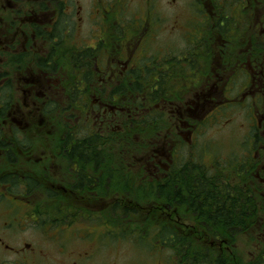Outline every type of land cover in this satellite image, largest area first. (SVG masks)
Segmentation results:
<instances>
[{
	"label": "flooded vegetation",
	"instance_id": "1",
	"mask_svg": "<svg viewBox=\"0 0 264 264\" xmlns=\"http://www.w3.org/2000/svg\"><path fill=\"white\" fill-rule=\"evenodd\" d=\"M191 1L196 18L193 30H186L184 34V50H166L155 60L147 50L153 37L151 29L147 28L152 21L149 14L129 20L121 14L124 10L121 7L118 14L114 13L119 15L115 21L117 35L110 29L105 34L98 28L101 35H93L94 45L79 51L71 47V51L64 54L68 58L71 55L73 75H60L53 83L58 90L50 96L52 100L63 102L62 111L67 113V118L58 140L50 145L47 142L32 145L26 140L40 131L42 120L29 124L27 115L18 120L10 118L11 113L6 114V109L3 111L2 118L9 117L11 122H16L13 134L17 140L0 138V160L4 162L0 171L2 228L11 229L14 224L3 218L5 213H29L31 218H36L37 201L34 205L25 203H29L27 196L32 197L38 188L43 189L45 201L55 207L48 209V213L75 211L85 214L86 219V212L99 213L95 198L105 187L116 192L111 196L132 197L136 180L145 182L147 187L153 181L158 182L164 197L166 192H172L160 205L134 206L146 212L158 209L164 225L170 223L169 227L189 225L180 213L182 199H177L178 191L181 196L190 195V191L184 190V183L189 181H193L192 192L196 185L198 189L206 186L201 191L208 196V202L213 203L211 209H222L218 199L221 198L228 211L244 213L245 217L264 211V0ZM100 9L99 25L108 15L107 9ZM52 15L43 24V30L35 29L40 25L30 29L33 36H44L49 42L47 54L38 58V65H45L42 70H52L55 64L52 45L57 41L45 36L46 32L53 35V26L59 17L55 9L48 17ZM211 19L216 30L213 32L209 28ZM232 21L234 27L228 28ZM69 30L65 31L66 42ZM95 54L100 58L93 61ZM235 87L238 94L233 95ZM1 91L6 98L8 91L5 88ZM37 95L35 100L41 101ZM52 107L50 111L54 104ZM233 107H240L250 122L243 124L246 141L242 155L225 163L213 157L212 163L204 165L202 147L208 149L211 145L202 144L201 134L209 130L219 116H230L228 111ZM154 132L158 133L157 140L138 159V162L144 161L142 165L149 172L148 176L144 172L131 173V164L137 161L136 151L141 152L140 148L152 142ZM138 134L144 137L143 141ZM208 141L212 144L209 138ZM106 142L118 149L120 163L109 158L112 163L109 164L102 157L101 146ZM187 151L194 161L190 167L181 162ZM39 153L51 157L49 166L43 162L37 167L32 164ZM24 158L31 163L27 167L30 173L22 168ZM124 160L129 168L121 174L124 169L119 171V167L125 168ZM105 180L109 181V186ZM130 200L131 204L133 200ZM233 203L240 205L232 206ZM215 212L213 210L212 214ZM28 222L35 223L30 219ZM252 222L256 228L264 230V218L257 216ZM48 223V230L55 227L56 223ZM199 223L206 226L205 222ZM258 234L264 237V231ZM213 238L212 244L227 243L222 236ZM2 241L0 237V245Z\"/></svg>",
	"mask_w": 264,
	"mask_h": 264
},
{
	"label": "rangeland",
	"instance_id": "2",
	"mask_svg": "<svg viewBox=\"0 0 264 264\" xmlns=\"http://www.w3.org/2000/svg\"><path fill=\"white\" fill-rule=\"evenodd\" d=\"M58 1L62 3V23L64 27L68 24L67 29H70L67 43L71 47H77L76 51L94 45L96 38L93 35H101L98 28H101V32L103 30L105 34L110 29L113 34L117 35L115 21L119 15L115 16L114 13L118 14L121 7H124L121 14L126 15L129 20L134 17L144 18L146 14H149L148 18L152 21L148 22L150 26L147 28L151 29L150 33L153 37L148 42L147 50L148 55L153 54L156 57L155 60L160 58L166 50L175 52L183 48L186 44L183 39L184 34L186 30H193V19L196 18L195 7L191 4V0H150V4L147 0H0V91L1 88H5L9 92L11 103L4 110L6 109L5 113L8 115L11 113L10 118L18 120L27 115L29 124H32V121L37 123L42 120L43 125L40 131L35 136L26 139L32 145L43 142L50 145L58 140L60 130L62 131L65 124L64 119L67 118V113L62 111L63 102L52 100L50 94L57 92L58 88L53 83L60 75H73V69L70 67L71 55L69 58L65 55H54L53 69L42 70L43 68L38 65V58L47 54L49 42L44 36L41 38L33 36L30 30L34 29L35 25L43 27L48 18L54 16L48 17L57 8L58 3L56 2ZM102 7L107 9L108 15L105 16V22L99 25V17L102 15L100 8ZM43 13L48 15L42 17ZM213 20L211 19L209 27L211 32L215 30L212 25ZM182 27L183 30H180ZM229 27H234V21ZM104 46L106 47L107 44L104 43ZM234 53H237V50ZM92 54L94 55V51ZM95 55L92 58L93 61L100 58L99 54ZM237 89L235 87L233 95L238 94ZM28 94H32V97L30 98ZM36 94L39 99H42L41 101L35 100ZM53 104L54 109L50 111ZM228 112L230 116H225V114L219 116L212 127L201 134L202 144L211 145L208 149L202 147L204 152L201 153V162L204 165L212 163L213 157L218 162L225 163L232 158L237 160L242 155L246 141V128L243 124L244 121L248 123V120L240 107H233ZM1 116L0 114V128H2L0 138L17 140L13 134L16 122H11L9 117L2 118ZM229 117L231 121H228ZM6 119L7 121L4 122ZM137 136L142 141L144 140L142 135ZM152 137L150 144L139 149L141 152L136 151L137 161L134 165L131 164L132 167L129 169L131 173L144 172L148 176L149 172L142 165L144 161L138 162V159L140 155L150 150L154 140H157L158 133L154 132ZM208 138L212 144L209 143ZM108 144L106 142L101 146L102 157L106 158L109 164H112L109 158L120 163L118 149L111 148ZM191 157L192 154L187 151L183 153L181 162L189 166L194 162ZM40 162L49 166L52 159L47 154L39 153L32 164L37 167ZM3 164V160H0V171ZM21 165L26 172L30 173L27 167L31 163L26 158L23 159ZM123 165L125 168L119 167V171L124 169L121 174L129 168L126 160ZM105 181L109 186V181ZM144 183L136 180L133 187L136 192L133 194V190L131 191L132 197L126 194L127 197L111 196L116 192L105 187V191L95 198L96 203H99V213L92 215L86 212V216L88 214L86 219L85 214L75 213V211L48 213V209L54 210L55 207L51 202L45 201L43 189L38 188L32 197L27 196L26 200L29 203H25L34 205V201H37L35 214L37 219L31 218L32 214L29 213L4 214L3 218L14 224L8 223L12 225L11 229L2 228L0 224V237L3 239L0 245V264H178L180 258L170 248H164V250L157 248L156 227L161 225L159 227L167 226L173 229L169 227L170 223L164 226L165 220L156 215L158 209L146 212L145 209L134 207L137 204L154 206L159 203L160 195L156 191L157 184L149 183L147 187ZM112 205H115L114 208ZM1 206L0 223L4 221L1 218L3 215ZM182 211L184 221L189 225L174 229L178 231V235L191 238L192 245H195L198 250V256H196L200 261L201 256L204 255H209L211 259L219 255L229 263L231 261L234 264H246L264 255V237L259 236L260 229L256 228V224L252 222L257 216L264 218V211L253 212L247 217H245L246 214L240 212L244 223H239L238 227H235L238 228L236 231L230 232L228 237H223L222 239L227 240V243L222 241L221 245L201 241L204 237L199 236L203 230L201 224L195 216L192 218L187 207L183 206ZM24 216H27L26 219ZM72 218L73 220H70ZM28 219L35 223L28 222ZM58 221L61 222L58 223ZM48 222L53 225L56 223L55 227L48 230L46 227L49 225Z\"/></svg>",
	"mask_w": 264,
	"mask_h": 264
},
{
	"label": "trees",
	"instance_id": "3",
	"mask_svg": "<svg viewBox=\"0 0 264 264\" xmlns=\"http://www.w3.org/2000/svg\"><path fill=\"white\" fill-rule=\"evenodd\" d=\"M57 8L55 9L56 15H58V19L55 22L53 26V35L50 33H45V36L49 40H56L57 42H54L52 46V52L53 55L57 56H62L66 52L71 51V46L69 43L66 42L65 39V31L67 30V25H63L62 23V3L61 1L57 2ZM56 20V19H55ZM36 30H43V27H38L35 26ZM54 38V39H53ZM65 39V40H64ZM89 51L85 52L88 53ZM43 60L40 62L42 63ZM41 67H45V65H41ZM138 87V86H137ZM0 91V114H3V110L5 107L10 106V96L7 95L9 92H6V98H4L1 95ZM5 105V106H3ZM153 181L152 183H154ZM157 184V190L160 195V200L159 203L156 205H160L162 202V199L170 197L172 195V192L169 191L165 193L166 197H164L161 192L159 191L160 184L158 182H155ZM202 184V183H201ZM205 184H207L205 182ZM195 185V184H194ZM184 190H187V192L190 191L189 196H185L178 191L177 192V199L180 201V198L182 201L179 202L181 204L180 206V213L183 214L182 207L185 206L187 207V210L191 212L192 218L195 216V219L199 222H205L206 226H202L203 230L202 233L199 236H204L201 238V241H210L213 242L214 238L213 237H228L229 233L236 231L238 228L239 223L242 224L244 221H242L241 214L240 212H234V211H228L225 208V202L221 200V198H218L221 202L220 206L222 209H219L218 207L211 209L213 206V203L211 201L208 202V196H205L202 193V189L206 188V186H201L199 189L197 188V185L195 186L196 189L192 192V187H193V181H189L188 183H184ZM161 190V189H160ZM200 190V191H199ZM232 206H239L238 203H233ZM216 210L215 214H212V211ZM135 212V211H134ZM153 212V211H152ZM158 213V214H157ZM237 213V214H236ZM156 215L161 216L160 212H156ZM217 216V217H216ZM125 219V218H124ZM212 222V223H211ZM161 226V225H159ZM157 226L156 228V233L158 235V249L164 250V248H170L172 252L179 258L180 260L178 261V264H234L233 262L230 261L227 262L225 261V258L222 256L217 255L215 259H211L209 255H204L201 256V261L197 258V249L195 248V245H192L191 238L188 236H181L178 235V231L175 230L174 228H180L178 226L172 227L173 229L166 227H159ZM217 226V227H215ZM259 231H264L263 229H260ZM209 239V240H208ZM214 244V243H213ZM157 249V250H158ZM197 255V256H196ZM246 264H264V255L258 256L256 260H252L247 262Z\"/></svg>",
	"mask_w": 264,
	"mask_h": 264
}]
</instances>
